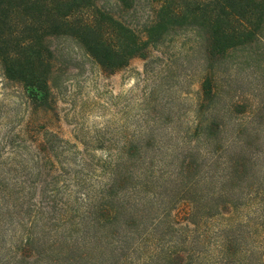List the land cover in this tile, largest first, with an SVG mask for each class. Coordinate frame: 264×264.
<instances>
[{
	"label": "trees",
	"instance_id": "trees-1",
	"mask_svg": "<svg viewBox=\"0 0 264 264\" xmlns=\"http://www.w3.org/2000/svg\"><path fill=\"white\" fill-rule=\"evenodd\" d=\"M186 33L194 36L206 71L196 136L213 156L224 148L242 152L227 157L223 183L199 175L193 148L174 166L173 151L165 163L159 148L131 143L115 160L107 155L97 163L96 189L79 194L71 188L73 150L46 128L20 130L16 146L9 147V138L2 147L9 148L0 162V264H199L196 250L179 236L178 206L188 207L189 219L199 203L205 218L239 208L235 184L250 174L243 152L258 139L257 130L238 124L232 142L220 144L215 67L238 56L258 65L264 57V0H0V70L22 88L32 118L53 108L55 65L66 42L112 75ZM29 138L33 145H26ZM198 187H209L211 197L199 196ZM222 243L215 264L252 263L239 255V234Z\"/></svg>",
	"mask_w": 264,
	"mask_h": 264
},
{
	"label": "rangeland",
	"instance_id": "rangeland-1",
	"mask_svg": "<svg viewBox=\"0 0 264 264\" xmlns=\"http://www.w3.org/2000/svg\"><path fill=\"white\" fill-rule=\"evenodd\" d=\"M194 44L191 33L182 34L153 51L147 61L133 59L125 68L109 75L81 48L66 42L55 65L53 108L46 115L34 118L30 116L22 88L7 80L0 70V150L9 138L14 140L9 142V147L16 146L14 134L20 130L30 134L47 129L58 134L62 139L58 145L75 154L72 153L69 165L76 174L75 177L70 174L71 179H76L71 188L81 194L96 189L102 177L97 163L107 155L115 160L131 143H148L159 148L165 163L170 162L168 156L173 151L174 166L193 148L201 164L199 175L215 177L219 186L228 173L227 157L234 154L237 158L242 154L239 149L226 151L224 148L232 142V131L238 124L247 130L255 129L257 141L243 152L249 160L250 174L240 178L234 188L233 197L242 195L237 198L240 207L227 215L205 218L201 214L207 211L199 203L189 219L188 207L180 203L178 233L196 250L194 258L199 264H215L220 260L222 242L231 233L239 234L241 257L247 256L251 264H257L261 257L264 264V201H261L264 194V57L258 65L238 56L215 67L213 78L219 89L216 113L223 122L220 144L224 149L213 156L205 153L202 139L194 129L202 100L200 87L206 74ZM30 120L35 122L30 124ZM148 136L154 139L147 141ZM33 140L27 139L26 145H33ZM8 148L0 151L1 163L7 161L4 153ZM3 167L6 171L8 165ZM197 190L204 199L211 197L209 187ZM129 264L135 261L130 260Z\"/></svg>",
	"mask_w": 264,
	"mask_h": 264
}]
</instances>
